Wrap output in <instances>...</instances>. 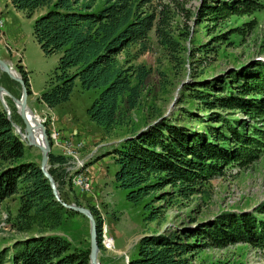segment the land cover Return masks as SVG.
I'll return each mask as SVG.
<instances>
[{
  "label": "trees",
  "instance_id": "1",
  "mask_svg": "<svg viewBox=\"0 0 264 264\" xmlns=\"http://www.w3.org/2000/svg\"><path fill=\"white\" fill-rule=\"evenodd\" d=\"M151 2L9 0L27 17L40 11L33 20L32 35L44 54H58L55 78L59 82L42 91L37 100L47 107L67 100L76 79L81 89L98 90L86 109L88 118L104 131L116 125L121 113L136 106L148 75L144 66L130 64L128 57L120 58V54L132 46H136L132 57L146 52L151 31L168 54L175 57L180 51L178 41L167 31L164 8L157 10ZM262 6L260 0H204L195 11V20H212L223 10L252 12ZM193 49L202 53L214 50L203 44ZM18 71L29 94L26 72L21 66ZM184 89L206 113L184 108L182 114L196 118L203 128L164 117L124 138L112 150L117 165L113 178L127 190L126 199L131 202L150 193L152 200L162 202L202 194L208 179L225 166L250 165L264 152V61L230 69L207 81L189 82ZM235 111L256 118L258 123L236 117ZM24 147L0 108V204L9 196H17L12 224L16 231L26 230L33 216H43L53 230L61 223L63 213L70 210L54 200L38 164L23 160ZM63 160L62 155L49 151L47 171L59 197L65 174L60 167ZM167 185L170 192L155 194ZM72 202L79 205L76 200ZM160 207L152 208V213L160 214ZM89 210L99 248L102 220L94 207ZM235 241L264 248V201L251 211H226L193 227L142 235L137 240L136 257L128 259L127 264H193L195 250L208 245L224 247ZM5 263L88 264V258L71 250L60 235L46 231L16 239L9 248L0 250V264Z\"/></svg>",
  "mask_w": 264,
  "mask_h": 264
},
{
  "label": "rangeland",
  "instance_id": "2",
  "mask_svg": "<svg viewBox=\"0 0 264 264\" xmlns=\"http://www.w3.org/2000/svg\"><path fill=\"white\" fill-rule=\"evenodd\" d=\"M203 1L152 0L155 9L164 8L167 31L178 41L180 51L175 57L168 54L151 31L146 52L132 57L136 49V46H132L120 54V58L128 57L130 64L144 66L148 75L141 86L136 106L121 113L117 124L104 131L86 113L98 90L81 89L76 79L67 100L52 107L37 100L42 91L59 82L55 78L58 73V54H44L32 35L33 20L40 11L27 17L22 11L13 8L9 0H0V59L17 73L18 66L25 70L30 91L26 104L42 121L46 135L48 130L44 121H47L48 114L53 118V125L60 137L71 139L72 144L65 141L54 143L47 138L50 151L88 157L84 168L78 170L79 166L74 164L64 174L59 198L67 204L76 200L80 206L87 209L92 206L98 212L102 220L101 246L96 254L98 264H127L128 259L136 257L137 240L142 235L168 228L193 227L226 211H251L264 201V152L250 165L225 166L221 172L208 179L202 194L187 199L176 197L170 202L152 200V193L137 202H131L126 199L127 190L113 178L117 165L112 150L117 148L121 140L133 136L157 119L167 117L176 119L180 124L203 128V123L196 118L182 114L184 108H191L198 114L206 113L200 110L195 100L189 99L184 89L187 83L207 81L230 69L257 60L264 61V0H260L263 6L252 12L230 13L223 10L212 20L197 22L195 11ZM198 44L214 50L209 53L196 51L193 48ZM0 85L9 94L4 96V100L14 117L12 119L10 116L11 121L23 131L16 104L13 105L11 100V97L18 98L20 87L3 72H0ZM234 115L250 124L258 123L256 118L241 111H235ZM74 139L81 142V147L73 144ZM23 160L38 164L39 150L25 145ZM82 173L88 187L84 191L75 186V181ZM161 191L170 192L171 187L167 185L155 194ZM17 207L16 195L5 198L0 204V250L9 248L16 239L50 231L64 238L71 250L82 252L88 258L89 225L84 216L72 210L67 211L53 230H50L43 216H33L26 230L19 232L12 225ZM154 207H160V214L152 213ZM104 236L110 239L105 240ZM192 263L264 264V248L247 241H235L224 247L208 245L194 251Z\"/></svg>",
  "mask_w": 264,
  "mask_h": 264
},
{
  "label": "water",
  "instance_id": "3",
  "mask_svg": "<svg viewBox=\"0 0 264 264\" xmlns=\"http://www.w3.org/2000/svg\"><path fill=\"white\" fill-rule=\"evenodd\" d=\"M0 72L5 73L11 80L15 81L19 87H20V94L18 98L11 97V100L14 104H18V110H17V115L19 119L21 120V123L23 125V134L21 135L20 132L17 130V124L13 123L10 119V114L8 112L7 107L4 104V101L2 100L4 96H9L7 90L3 88L0 85V104H1V109L4 111L6 118L10 121V125L13 128V131L20 137V139L24 142L26 146H32L35 147L39 150L40 154V160L38 163V169L40 170L42 176L47 180L51 194L54 198L55 201L59 202V204L64 207L65 209L75 211L82 216H84L89 225V231H88V264H98L96 260V254L98 250V243L96 240V225H95V220L90 212L89 209L76 205L75 203H65L60 200L59 194L56 188V184L47 171V156L50 151V145L47 140V135L45 132V129L40 122V128L42 132V141L40 143H36L32 140V135H31V126L27 121V116L28 115H34L33 111L27 106L26 104V97L28 95L26 87L24 85V81L21 78L20 73H17L14 68L11 66L7 65L6 62L0 59ZM3 94V95H1ZM24 137V139H22Z\"/></svg>",
  "mask_w": 264,
  "mask_h": 264
},
{
  "label": "built area",
  "instance_id": "4",
  "mask_svg": "<svg viewBox=\"0 0 264 264\" xmlns=\"http://www.w3.org/2000/svg\"><path fill=\"white\" fill-rule=\"evenodd\" d=\"M2 24L0 23V26ZM46 122V125H47V130H48V133H47V136H48V139L49 140H52L54 143H57L58 141H65V142H68V143H71V139L69 138H66V137H60L58 131L56 130V128L54 127L53 125V118L51 116H48L47 114V121H44ZM75 146H78V147H81V142L77 139H74V143ZM62 155V154H60ZM64 157V160L63 162H61L60 164V167L61 169L63 170V174L66 173L68 171L69 168H71L74 163L76 161H87V157H75L74 155L70 154V155H62ZM75 186H77L81 191H84V190H87V182H86V179L85 177L83 176V173L81 174L80 178L75 181ZM106 236H104V239H105ZM112 241V239H111Z\"/></svg>",
  "mask_w": 264,
  "mask_h": 264
},
{
  "label": "bare ground",
  "instance_id": "5",
  "mask_svg": "<svg viewBox=\"0 0 264 264\" xmlns=\"http://www.w3.org/2000/svg\"><path fill=\"white\" fill-rule=\"evenodd\" d=\"M0 23L2 24V20L0 19ZM3 95V94H1ZM4 96V95H3ZM4 101V104L5 106L7 107L8 109V112L11 116V113H10V108L8 107L7 103L5 102L4 100V97L2 99ZM16 108L18 110V104H16ZM34 114V113H33ZM35 115V114H34ZM32 116V115H28L27 116V121L28 123L30 124L31 126V135H32V140L36 143H40L42 141V132H41V128H40V122H42L41 120L38 119V117L35 115V116ZM17 130L20 132V134L22 135L23 134V131L20 129V127L17 125ZM47 137V136H46ZM48 138V137H47ZM24 139V137L22 138ZM48 140V139H47ZM68 143V142H67ZM72 144V143H70ZM78 147V146H77ZM72 154V153H71ZM63 155V154H62ZM91 155V154H90ZM76 157V156H75ZM83 162V163H82ZM84 162H88V157H87V161H76L74 164H76V166H79L77 167L78 170H81L82 168H84ZM73 167V166H72ZM71 167V168H72ZM70 169V168H69ZM68 169V171H69ZM80 175V174H79ZM110 239V237H106L105 240H108Z\"/></svg>",
  "mask_w": 264,
  "mask_h": 264
}]
</instances>
